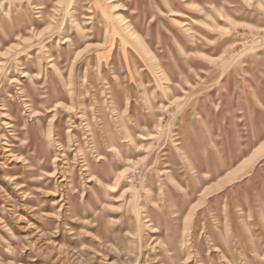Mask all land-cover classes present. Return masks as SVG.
Masks as SVG:
<instances>
[{
    "label": "rangeland",
    "instance_id": "obj_1",
    "mask_svg": "<svg viewBox=\"0 0 264 264\" xmlns=\"http://www.w3.org/2000/svg\"><path fill=\"white\" fill-rule=\"evenodd\" d=\"M0 264H264V0H0Z\"/></svg>",
    "mask_w": 264,
    "mask_h": 264
},
{
    "label": "bare ground",
    "instance_id": "obj_2",
    "mask_svg": "<svg viewBox=\"0 0 264 264\" xmlns=\"http://www.w3.org/2000/svg\"><path fill=\"white\" fill-rule=\"evenodd\" d=\"M95 6L98 7L97 4H95ZM116 18L119 21V23L123 22V19L121 17H116ZM124 29H125L126 33L129 34V36H134V33H132V31H131V29H130V27L128 25H124ZM252 158L253 157L251 156L246 161H243L240 165H238L237 168H235V169L231 170L230 172H228L224 176V178L227 179L230 182L231 181L235 182L241 175H243L245 173V171H246L245 169H247V163H249L252 160ZM224 180H223V182H224Z\"/></svg>",
    "mask_w": 264,
    "mask_h": 264
}]
</instances>
